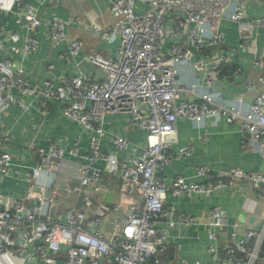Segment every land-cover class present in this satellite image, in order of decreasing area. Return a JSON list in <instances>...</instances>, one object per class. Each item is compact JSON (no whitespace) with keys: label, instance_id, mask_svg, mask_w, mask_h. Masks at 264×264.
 I'll return each instance as SVG.
<instances>
[{"label":"built area","instance_id":"2783aa9c","mask_svg":"<svg viewBox=\"0 0 264 264\" xmlns=\"http://www.w3.org/2000/svg\"><path fill=\"white\" fill-rule=\"evenodd\" d=\"M136 1L144 2L147 9L138 13ZM15 2L18 9L23 10L28 30L36 31L46 21L52 40L67 43L71 55L80 53L83 42L67 34L65 22L45 19L26 0ZM244 7L245 0H113L111 10L117 15L116 21L105 27L94 23L93 31L101 37L118 36L120 47L114 59L99 54L89 56V60L104 72L98 80L87 74L67 75L56 84L46 79L42 86H32L20 68L16 69L11 60L0 57V113L13 103L24 105L22 99L12 93L16 88L22 95L36 98L43 113H47L51 101H60L68 118L95 132L91 137V151L85 154L76 147L65 148L57 143H51L48 150L29 143L28 148L37 156L31 166L17 162L9 151L0 150L3 174H22L33 186L42 182L39 186L41 197L34 205H29L25 197L3 196L0 264L5 261L28 264L32 258L37 264H149L155 254L167 248L168 234L159 225V219L170 227L176 223L185 226L200 223L186 212H179L175 217V207L166 201L169 191L174 195H193L233 188L239 183L247 184L256 193L254 198L247 199L244 207L255 213L260 209V223L245 229L233 223L227 232L223 230L228 226L225 212L212 207L207 223V250L212 259L206 264H264L263 172L233 167L216 174L201 166L198 169L203 177L201 181L177 175L167 182L162 175L163 168L172 160L170 150L177 142L179 115L197 121L210 115H224L228 122L241 118L245 149L258 151L264 157V72L259 77L262 90L248 111L218 101L216 93L208 90L213 87L220 67L234 60L217 22L223 17L237 21L244 44L255 27H264V16L245 19ZM10 38L15 42L19 40L17 33H12ZM38 43L34 35H29L21 50L30 53ZM206 49L212 52L210 60L203 56ZM183 62L196 72H204L207 90L200 92L197 84L186 88L180 83L178 70ZM252 64L264 69V52L257 53ZM181 90L196 93L197 98L181 99ZM108 113H127L133 123L148 131V145L131 163L100 148L102 125ZM9 139V133L1 130L0 141L6 143ZM114 143L119 151L129 146L128 140L121 135L115 136ZM183 153L189 154L188 150ZM71 158H78L81 177L73 191L83 194L87 208L93 206L96 195L105 194L99 186L104 170L120 176L122 190L130 198L110 210L111 214H121L114 229L106 228L110 214L98 211L91 214L75 207L63 212L52 211L58 193L56 190L50 196L47 193L56 177L53 169L62 167ZM98 160L105 162V169L97 166ZM88 187H92L89 192L86 191ZM179 264L204 263L200 260L190 263L182 258Z\"/></svg>","mask_w":264,"mask_h":264},{"label":"crops","instance_id":"0c3cea01","mask_svg":"<svg viewBox=\"0 0 264 264\" xmlns=\"http://www.w3.org/2000/svg\"><path fill=\"white\" fill-rule=\"evenodd\" d=\"M45 19H58L66 23V32L70 37H77L83 42L78 55L69 54L68 44L54 41L49 37V25L45 21L36 31L26 28L23 10H19L15 0H0V57L12 61L16 69H21L24 78L32 86H42L43 81L50 79L58 83L64 76L87 74L98 80L104 76L101 67L89 60V56L99 54L106 59H114L120 47L118 36L101 37L93 31L94 23L105 27L117 19L111 10L113 0H26ZM138 13L147 9L142 1H136ZM264 16V0H245L244 18L253 19ZM78 20L79 22L74 21ZM171 22V21H170ZM172 22L169 24L171 26ZM226 42V48L232 52L235 68L231 76H219L214 80L213 87L207 85L204 72H196L188 63H180L178 79L186 88L197 84L198 91L209 88L215 92L216 98L222 103L234 104L243 111H248L257 93L262 90L259 82L261 68L252 64L257 53L264 52V27H255L248 37V42H242V34L237 21L223 17L218 22ZM17 33L18 41L10 38ZM34 35L39 43L30 53H24L21 47L27 36ZM15 48L19 50L16 51ZM212 52H204L203 56L211 59ZM53 65V67H50ZM197 91V92H198ZM15 97L21 98L24 105L13 103L3 113H0V131H7L10 139L6 143L0 141V150L9 151L15 160L27 166L36 161V153L28 148L34 142L37 148L48 150L51 143L62 147H76L80 153L91 151V137L95 135L93 129L85 124L68 118L63 111L60 101H51L47 113H43L39 103L32 95H22L16 88L12 89ZM199 93V92H198ZM180 98L193 99L197 94L188 90L180 91ZM241 100L238 103V100ZM103 132L100 135V148L111 154H116L121 160L131 163L148 145V131L130 120L127 113H108L104 117ZM178 132L177 142L173 144L170 153L171 162L163 168L162 175L170 182L175 176L182 175L190 181H201L198 174L201 166H206L214 173L220 174L233 167H240L245 171H261L264 173V157L260 152L245 149L243 141V125L241 118L228 122L226 116H207L201 121L179 115L176 119ZM116 135L125 137L129 146L119 151L114 143ZM188 150L189 154L183 153ZM78 158H71L60 168H54L56 177L48 188L49 196L58 191L53 207L54 212H63L70 207L79 211L95 213L96 211L111 215L106 228L112 230L120 213H112L113 206L119 205L130 197L122 190V180L104 170L99 182L105 194L96 195L93 206L87 208L83 194L73 191V187L80 182L77 169ZM97 166L105 169L104 161L98 160ZM39 182L36 186L29 185L22 174L5 175L0 171V207L5 195L25 197L29 205L38 203L42 190ZM92 187L86 189L91 191ZM256 193L245 183H239L233 188H219L208 193H194L193 195H174L167 193V203L175 207V217L179 212L190 213L200 222L185 226L176 223L174 227L158 220L159 225L166 229L168 243L164 264H179L182 258L190 263L200 260L206 264L211 261V254L207 250V232L210 221L209 210L218 207L227 216V224L223 230L229 231L233 223H239V228L256 227L260 223V209L255 211L244 207L248 198H254ZM109 208V210H108ZM102 209V210H99ZM242 238V235H238ZM21 262V261H20ZM28 264H37L32 258ZM4 264H19L5 261Z\"/></svg>","mask_w":264,"mask_h":264},{"label":"trees","instance_id":"16d2710c","mask_svg":"<svg viewBox=\"0 0 264 264\" xmlns=\"http://www.w3.org/2000/svg\"><path fill=\"white\" fill-rule=\"evenodd\" d=\"M210 49H206L204 50V52H209ZM234 70L235 68L232 66V63H225L220 67L219 70V76H231L232 74H234ZM261 74L264 72V69H261ZM167 249V248H166ZM262 250L264 251V243L262 245ZM164 254H166V252H158L157 254H155L149 261V264H164ZM64 253H62V256L64 257Z\"/></svg>","mask_w":264,"mask_h":264},{"label":"rangeland","instance_id":"374dc122","mask_svg":"<svg viewBox=\"0 0 264 264\" xmlns=\"http://www.w3.org/2000/svg\"><path fill=\"white\" fill-rule=\"evenodd\" d=\"M250 226V228H251V225H249Z\"/></svg>","mask_w":264,"mask_h":264}]
</instances>
